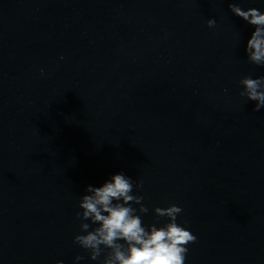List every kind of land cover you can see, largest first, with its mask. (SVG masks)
Returning <instances> with one entry per match:
<instances>
[{
  "label": "water",
  "instance_id": "water-1",
  "mask_svg": "<svg viewBox=\"0 0 264 264\" xmlns=\"http://www.w3.org/2000/svg\"><path fill=\"white\" fill-rule=\"evenodd\" d=\"M231 3L264 12L0 0V264H100L73 244L77 204L120 172L142 182L145 225L154 207L183 209L197 238L185 264H264V108L239 95L264 67L247 61L252 28Z\"/></svg>",
  "mask_w": 264,
  "mask_h": 264
},
{
  "label": "clouds",
  "instance_id": "clouds-1",
  "mask_svg": "<svg viewBox=\"0 0 264 264\" xmlns=\"http://www.w3.org/2000/svg\"><path fill=\"white\" fill-rule=\"evenodd\" d=\"M229 10L252 28L244 49L247 61L264 67V12L241 8L237 3H231ZM206 23L209 28L216 26L215 19ZM239 84V95L255 102L253 111L264 108V76L245 75ZM142 187V182L123 172L112 175L100 186H85L86 194L80 197L75 214L80 232L74 236L73 244L100 264H185L187 245L197 238L177 222L183 209L176 204L154 207L157 221L145 225L142 217L149 208L143 203V196L135 194ZM159 218H166L167 222L161 225ZM81 259L84 257H76L77 261Z\"/></svg>",
  "mask_w": 264,
  "mask_h": 264
}]
</instances>
